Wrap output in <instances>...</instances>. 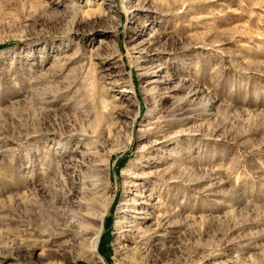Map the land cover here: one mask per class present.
Instances as JSON below:
<instances>
[{
    "label": "rangeland",
    "instance_id": "1",
    "mask_svg": "<svg viewBox=\"0 0 264 264\" xmlns=\"http://www.w3.org/2000/svg\"><path fill=\"white\" fill-rule=\"evenodd\" d=\"M99 232L100 264H264V0H0V264Z\"/></svg>",
    "mask_w": 264,
    "mask_h": 264
},
{
    "label": "bare ground",
    "instance_id": "2",
    "mask_svg": "<svg viewBox=\"0 0 264 264\" xmlns=\"http://www.w3.org/2000/svg\"><path fill=\"white\" fill-rule=\"evenodd\" d=\"M130 2H131V0H122V4H125V3L130 4ZM122 13H123V9H122ZM136 28L137 27L130 26L128 28V31L133 29L132 34H134L133 36H135L138 32V30H136ZM155 36H156V34H155ZM156 42H157V40H148V41L144 40L140 43V45L137 48L134 49L133 53L137 56L136 59H137L138 64L142 63V65L140 64V66H139L140 69L145 70L144 63L149 62L158 52V49L155 47ZM105 44H106V42L104 40H102L101 45H105ZM157 68H161V65H158ZM111 69H114V68H111ZM159 71H161V69H159L158 72ZM156 82H158V81L157 80L152 81V83H156ZM96 194H97V192L93 194L95 196L93 201L91 200L90 202H88L89 204L86 205V206H89V208H88L89 212H87V214H85V215H83V214L77 215L76 214V215H72V217H71L72 218L71 222H70L71 224L75 223L77 219L80 220L79 227L81 228V232L78 233V235H81L82 237L88 236L91 234V231L88 227H90V225L93 224L95 218H97L95 215V212L93 213V211H94L93 210L94 209L93 203H94V200H96ZM145 213L146 212H144L143 210H139V212H137V214H145ZM102 219H103L102 216H100L99 220H102ZM122 224H124V221L121 222V225ZM101 234H102L101 232L97 233L95 238H93L91 243H90L88 256L86 257V261L89 264H100L101 263L98 261V259H101V258H99V252L100 251L98 249Z\"/></svg>",
    "mask_w": 264,
    "mask_h": 264
}]
</instances>
